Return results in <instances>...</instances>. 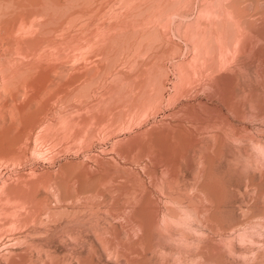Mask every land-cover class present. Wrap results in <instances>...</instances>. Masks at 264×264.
<instances>
[{
	"label": "rangeland",
	"instance_id": "374dc122",
	"mask_svg": "<svg viewBox=\"0 0 264 264\" xmlns=\"http://www.w3.org/2000/svg\"><path fill=\"white\" fill-rule=\"evenodd\" d=\"M0 264H264V0H0Z\"/></svg>",
	"mask_w": 264,
	"mask_h": 264
}]
</instances>
